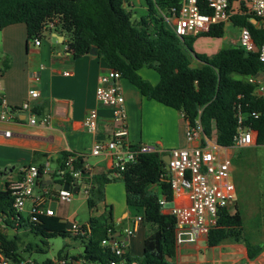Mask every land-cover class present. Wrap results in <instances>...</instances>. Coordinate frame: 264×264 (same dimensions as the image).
Masks as SVG:
<instances>
[{"label": "trees", "instance_id": "1", "mask_svg": "<svg viewBox=\"0 0 264 264\" xmlns=\"http://www.w3.org/2000/svg\"><path fill=\"white\" fill-rule=\"evenodd\" d=\"M200 10H211L203 0ZM231 3L232 0H229ZM130 0H0V28L14 23H24L27 40L40 36L48 21L57 19V27L66 37L70 53L74 58L95 51L108 67L117 70L121 78L127 79L147 99L155 100L165 106L180 111L185 120L194 125L200 122L206 136L215 134L220 146H231L237 128L234 104L239 102L244 112L255 111L257 118L248 117L247 123L257 131V144L264 143V97L253 94L256 81L247 76L257 77L263 74V66L256 52H247L239 45L222 47L208 57L195 53L203 63L196 68L190 65L189 55L193 52V42L197 36L222 37L224 24H213L207 32L197 35L178 37L168 28L161 18L155 16L152 0H145L146 14L138 21L131 20L127 9ZM178 4V0H158L156 5L163 9ZM231 17L234 26L245 25L257 46L264 42V24L259 18L244 10ZM256 22H252V20ZM7 66V64H6ZM150 68L159 76L156 84L143 78L139 69ZM164 154L156 152L141 154L136 162L128 163L120 176L108 173L93 174L91 188L87 198L90 209L95 207V199L104 195L107 183L121 181L125 189V202L132 216H140V224L145 226L143 251L141 256H128L129 262L138 264H175V218L162 211L158 203L161 194L170 201L172 191L168 184L160 180L168 173ZM68 157H73L69 166L65 165ZM84 160L74 152L60 151L56 171L49 173L44 164L37 165L40 181L45 175L59 176L57 183H72L75 179L70 174L77 170L85 175ZM40 182V183H41ZM81 184L80 182L77 183ZM76 185V183H75ZM156 187V190H153ZM12 191L8 183L0 188V219L9 226H19L29 233L42 238L65 237L70 235L65 224L53 215L30 213L23 216L16 213L12 206ZM90 233L72 236L81 239L83 252L78 255L83 264H108L112 254L108 247L101 246L102 239L108 238L113 231V221L108 214L106 221L99 222L89 218ZM71 236V235H70ZM243 243L247 255L254 258L261 247L250 244L242 232V216L236 205L234 210L224 207L219 209L215 225L206 235L209 246L223 241ZM43 242V241H42ZM0 243L4 253L15 262L22 256L19 252V239L0 232ZM39 252L42 248L35 245ZM29 250L32 247L28 248ZM76 260V256H72ZM41 264H54L46 259ZM70 264H74L71 260Z\"/></svg>", "mask_w": 264, "mask_h": 264}, {"label": "crops", "instance_id": "2", "mask_svg": "<svg viewBox=\"0 0 264 264\" xmlns=\"http://www.w3.org/2000/svg\"><path fill=\"white\" fill-rule=\"evenodd\" d=\"M225 42L237 45V41L227 40L224 34L219 38L197 36L192 45L193 52L189 55L190 65L196 68L202 67L203 63L195 57V53L211 57ZM65 46L66 37L60 32L59 27L46 29L41 35L39 46H34L31 40H27L24 23H14L0 28V94L9 106H20L27 98L31 74L38 72L40 96L30 103L37 115L49 117L46 125H29L26 122L0 123V152L17 151L19 155L29 157L28 164L48 163L49 173L56 171L60 151L85 154L83 160L93 174L108 173L112 167L111 155L94 156L89 153L93 142L107 139L114 127L111 111L107 107L98 105L95 99L98 77L108 65L96 55L94 50L74 58L72 53L65 50ZM138 72L152 84H156L159 80L156 71L145 66ZM261 75L263 78L260 77V80L264 82V74ZM119 83L125 99L127 140L130 144L155 143L163 149H169L190 147L196 143L186 139L185 130L188 122L180 111L147 99L127 79L121 78ZM92 108L97 110L98 115L95 133H89L83 125L86 113ZM5 130H9V136L4 135ZM51 161L55 164L53 169L50 166ZM17 176L18 169L0 171V188L15 180ZM58 178L59 176L55 175H45L36 193H54L58 189ZM103 193L101 199H95L93 209L88 207V197L83 194L74 195L67 202L51 197L44 206L53 210V216L58 217L65 224V229L69 222L76 221L78 212L83 205H86L91 212L86 219L78 222L86 223L90 217H95L102 223L110 214L113 230L116 234L122 233L125 228L132 225V220L136 217L130 214L126 205L124 184L107 183ZM185 198L186 195L180 192L174 196L173 204ZM27 205L28 208L22 211L23 216H27L30 211V204ZM234 206L235 203L228 209L231 210ZM169 209L163 207L162 211L169 213ZM8 231L13 234L9 236ZM22 231L24 234L29 233L23 227H9L0 219V232L7 236H16L19 239L17 233ZM145 231V226L139 224L135 233L128 239L127 255L130 258L132 254L141 256ZM65 237H68L69 241L66 243L67 246L74 243L71 241L74 237L70 235ZM79 240L77 247L74 246L75 252L70 248H60L57 256H67L74 264H83L84 261L78 255L83 252L84 244L81 239ZM29 247L32 249L29 250ZM37 250L40 249L30 242H26L21 247L19 245L22 259H33L32 253L39 252ZM72 256H76L77 259L73 260ZM46 259L34 260L41 264ZM172 261L175 264H264V247L250 259L243 243L226 240L218 245L209 246L206 237L203 236L196 242L178 246Z\"/></svg>", "mask_w": 264, "mask_h": 264}, {"label": "built area", "instance_id": "3", "mask_svg": "<svg viewBox=\"0 0 264 264\" xmlns=\"http://www.w3.org/2000/svg\"><path fill=\"white\" fill-rule=\"evenodd\" d=\"M201 0H179L178 4L166 6L159 9L158 18H161L165 25L170 28L178 37L187 35H197L207 32L213 24L231 22V17L241 12L240 4L245 6V12L259 18L264 24V0H203L209 13L200 10ZM238 3V7L234 6ZM57 19L48 21L44 26L41 35L46 29L57 27ZM41 35L34 37L31 41L34 46L41 43ZM237 45L247 52H256L258 59L263 66L264 74V42L257 46L251 36L249 29L239 26ZM65 50L70 52V47L66 43ZM120 73L107 67L98 77L95 88V99L98 105L107 107L111 111V118L114 124L111 134L105 140H95L89 153L94 156L109 154L112 157L113 170L111 176H120V171L128 163L136 162L141 154L156 152L164 154L163 158H168L166 169L168 173L161 175L160 180L169 185L172 191V199L169 201L165 194L158 198L159 205L163 208L167 203L174 202V196L180 192L186 195L185 200L175 202L169 209V213L175 218V247L186 243L196 242L200 237L207 235L209 230L215 225L219 209L228 208L234 203L235 186L229 177L230 157L226 151L233 146L243 147L257 144V131L247 123V118H257L259 113L251 111L249 113L242 110L239 102L234 104L237 128L233 135V144L225 147L216 143L215 134L206 136L203 133L200 122L194 125L187 123L185 137L188 141L196 142L190 147H178L165 151L155 143L130 144L127 140V116L125 110V99L120 86ZM256 81L253 94L264 97V82L259 77L248 78ZM40 81L39 73H32L30 76L31 85L27 91V98L20 106H9L3 95L0 94V123L26 122L29 125H46L49 122L47 115H37L34 112L30 101L40 96L38 87ZM97 110H89L84 119L83 125L89 133H95L97 129ZM5 136H9V130L3 131ZM167 153V154H166ZM84 158L85 154H78ZM73 157H68L65 165L69 166ZM48 168V163L44 164ZM85 169L84 178L77 170H71L70 174L75 179L69 184L70 189H57L54 193H36L40 184L39 169L37 165H23L18 170L15 180L8 183V188L12 191L13 209L16 213L24 210L26 203L30 204V213H45L53 215V210L45 208L44 203L51 197L58 201H70L74 195L72 187L77 186L78 192L85 197L89 196L91 188V178L93 172L87 164H83ZM78 185L77 183L80 182ZM76 183V185H75ZM77 192V193H78ZM141 221L140 216L132 220V225L125 228L122 233L116 234L111 231L108 238L102 239L101 246L108 247L112 258L108 264H131L128 261L127 249L128 239L135 233ZM67 232L71 236L87 235L90 233L89 222L78 221L69 222ZM54 264H70L71 259L67 256H57L51 258ZM0 264H38L32 258H25L15 262L3 251L0 243Z\"/></svg>", "mask_w": 264, "mask_h": 264}, {"label": "rangeland", "instance_id": "4", "mask_svg": "<svg viewBox=\"0 0 264 264\" xmlns=\"http://www.w3.org/2000/svg\"><path fill=\"white\" fill-rule=\"evenodd\" d=\"M157 1L152 0L156 17L159 14V9L156 8ZM234 6L238 7V3L234 2ZM127 9L131 12L133 22L138 21L147 12L145 0H130ZM238 34L239 27L234 26L232 22L225 25L224 36L227 40L232 39L236 42ZM230 46H233V44L225 42L222 47ZM169 149L164 150L168 151ZM226 153L230 157L229 177L235 186L234 203L242 216V232L250 244L262 248L264 247V143L243 147L233 146ZM29 161L28 156L19 155L17 151L0 152V171L4 169L19 170L23 165H27ZM50 166L52 169L55 167L53 161L50 162ZM112 183L121 184L122 182L115 181ZM153 190H156V187H153ZM79 194L82 193L74 195L78 196ZM27 204H25L24 209L28 208ZM172 206L173 203H167L164 207L171 208ZM231 210H234V207ZM89 212L91 211L86 205H83L76 216V221L86 219ZM12 234L13 232H9V236ZM17 235L19 236L20 247L26 242H30L33 246L38 245L45 250V252H33V260L55 258L60 248H70L75 252L74 246L80 243L79 239H72L71 237L69 238L74 243L67 246L68 237L57 236L46 239L33 233L24 234L23 231L18 232ZM132 257H137V255L132 254ZM132 264L138 263L132 261Z\"/></svg>", "mask_w": 264, "mask_h": 264}, {"label": "water", "instance_id": "5", "mask_svg": "<svg viewBox=\"0 0 264 264\" xmlns=\"http://www.w3.org/2000/svg\"><path fill=\"white\" fill-rule=\"evenodd\" d=\"M252 22L255 23L256 21L255 20H252ZM258 77L259 78L260 77L263 78V76L261 74H259ZM164 162L165 163H168V158H164ZM167 169H168V166H167ZM60 188H62V189H70V186H69L68 183H60L58 185V189H60ZM72 191L74 192V194H76L78 192V187L77 186L72 187ZM91 264H93V263H91Z\"/></svg>", "mask_w": 264, "mask_h": 264}]
</instances>
